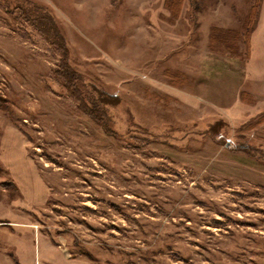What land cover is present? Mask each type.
Wrapping results in <instances>:
<instances>
[{
    "label": "rangeland",
    "instance_id": "374dc122",
    "mask_svg": "<svg viewBox=\"0 0 264 264\" xmlns=\"http://www.w3.org/2000/svg\"><path fill=\"white\" fill-rule=\"evenodd\" d=\"M166 1L0 0V264H264V0Z\"/></svg>",
    "mask_w": 264,
    "mask_h": 264
},
{
    "label": "trees",
    "instance_id": "16d2710c",
    "mask_svg": "<svg viewBox=\"0 0 264 264\" xmlns=\"http://www.w3.org/2000/svg\"><path fill=\"white\" fill-rule=\"evenodd\" d=\"M184 2H185V0H167L166 1V4H167V6L173 11V12H177V11H179L180 9H182V7H183V5H184ZM194 3L197 5V3H196V0H194ZM256 13H257V4H255L253 7H252V10H251V19H250V21H249V26L252 24V22H253V18L255 17V15H256ZM50 14H47L46 16H49ZM37 18V17H36ZM50 19H51V21H52V23H55L54 22V19L52 18V17H50ZM40 24V23H39ZM54 26V25H53ZM52 27H50V25H48L47 23H44L43 24V26H42V30L43 29H45V30H43L44 31V33L45 34H48V29H51ZM57 29L58 28H54V30H56V33H59L58 31H57ZM215 31H218L219 33H221V32H223V29H219V28H216V29H214ZM234 32V31H233ZM228 33H230V32H228ZM235 33H237V32H235ZM237 35V34H236ZM236 35H234L233 36V39H229V37H227V38H225V40H229V41H236L237 40V36ZM61 50L62 51H64V53L65 54H67V50L66 49H64V46L61 48ZM64 66H66V64H64ZM63 69H65L64 67H63V65H62V71H63ZM67 69H68V71L66 72L68 75H69V77L68 78H66L67 80V82H65V85H66V87L70 90V92H76V91H78L77 89V87L75 86V85H77V84H75V82H74V77L75 78H78V77H80V75H79V73H77V72H75V71H73V70H71L69 67H68V65H67ZM71 78V79H70ZM80 102H81V99H80ZM82 103L85 105V103L82 101ZM81 103V104H82ZM84 107V106H83ZM84 109L91 115V116H93V117H98L97 116V113L92 109V110H90V107L89 106H85L84 107Z\"/></svg>",
    "mask_w": 264,
    "mask_h": 264
}]
</instances>
